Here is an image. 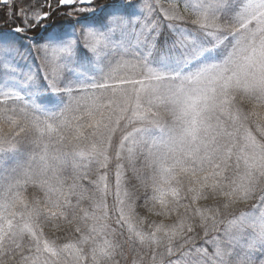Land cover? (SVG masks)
Returning <instances> with one entry per match:
<instances>
[{
  "label": "snow or ice",
  "instance_id": "snow-or-ice-1",
  "mask_svg": "<svg viewBox=\"0 0 264 264\" xmlns=\"http://www.w3.org/2000/svg\"><path fill=\"white\" fill-rule=\"evenodd\" d=\"M0 264H264V0H0Z\"/></svg>",
  "mask_w": 264,
  "mask_h": 264
}]
</instances>
